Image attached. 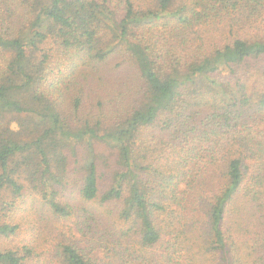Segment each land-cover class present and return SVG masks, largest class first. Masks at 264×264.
<instances>
[{
    "label": "trees",
    "instance_id": "1",
    "mask_svg": "<svg viewBox=\"0 0 264 264\" xmlns=\"http://www.w3.org/2000/svg\"><path fill=\"white\" fill-rule=\"evenodd\" d=\"M0 238V264H264V0H0Z\"/></svg>",
    "mask_w": 264,
    "mask_h": 264
},
{
    "label": "rangeland",
    "instance_id": "2",
    "mask_svg": "<svg viewBox=\"0 0 264 264\" xmlns=\"http://www.w3.org/2000/svg\"><path fill=\"white\" fill-rule=\"evenodd\" d=\"M128 93H129V89H127V91L123 93L124 99L127 97V95H129ZM25 214L26 213H24V212H20L19 213V219H20V223L21 224L25 223V225L23 226V232L26 234V231L29 230L30 222L31 221L33 222V220H34L33 218L34 217L32 216V220H31V216L29 214L25 216ZM62 228H63V220L58 221L56 223V231H61ZM22 237L25 240H29L30 239L29 236L25 237L23 234H22ZM1 244L7 246L8 242H6V241H4L3 239L0 238V245Z\"/></svg>",
    "mask_w": 264,
    "mask_h": 264
}]
</instances>
